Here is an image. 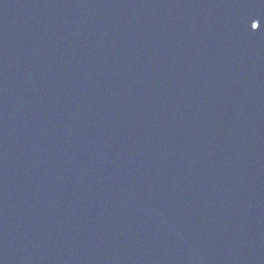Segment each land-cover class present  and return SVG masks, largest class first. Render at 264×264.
Wrapping results in <instances>:
<instances>
[{"label":"water","instance_id":"95a60500","mask_svg":"<svg viewBox=\"0 0 264 264\" xmlns=\"http://www.w3.org/2000/svg\"><path fill=\"white\" fill-rule=\"evenodd\" d=\"M0 264H264V0H0Z\"/></svg>","mask_w":264,"mask_h":264},{"label":"snow or ice","instance_id":"6c2138e0","mask_svg":"<svg viewBox=\"0 0 264 264\" xmlns=\"http://www.w3.org/2000/svg\"><path fill=\"white\" fill-rule=\"evenodd\" d=\"M250 27L254 30H259L260 28V22L258 19H254L252 22H251V25Z\"/></svg>","mask_w":264,"mask_h":264}]
</instances>
